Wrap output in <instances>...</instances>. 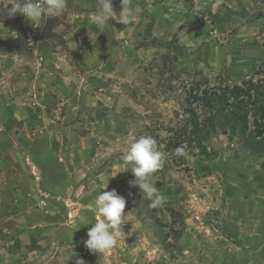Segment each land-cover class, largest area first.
Instances as JSON below:
<instances>
[{"label": "rangeland", "instance_id": "1", "mask_svg": "<svg viewBox=\"0 0 264 264\" xmlns=\"http://www.w3.org/2000/svg\"><path fill=\"white\" fill-rule=\"evenodd\" d=\"M192 3L133 0L141 9L134 23L110 18L108 27H88L87 33L77 25L95 23L83 22L78 9L94 12L97 0H66L61 15L38 27L24 16L16 22L21 34L34 30L39 41L18 51L45 68L47 93L67 107L64 125L55 120L42 132L50 144L46 151L69 170V191L54 200L57 217L32 234L14 219H0V264H264V151L252 153L240 136L221 132L204 141L208 157L187 139L180 146L185 155L166 151L186 124L192 82L202 89L260 78L264 0ZM112 8L118 15L120 0H112ZM47 22L50 36L43 39ZM66 34L87 46L69 47ZM46 44L69 61L66 75L44 65ZM141 136L153 137L164 153L154 186L166 199L156 209L131 183V170L124 171L122 157ZM113 189L127 201L123 234L99 255L83 243L95 222L86 206Z\"/></svg>", "mask_w": 264, "mask_h": 264}, {"label": "crops", "instance_id": "2", "mask_svg": "<svg viewBox=\"0 0 264 264\" xmlns=\"http://www.w3.org/2000/svg\"><path fill=\"white\" fill-rule=\"evenodd\" d=\"M12 3L13 0H0V11ZM79 8L77 15L83 22L92 20L93 11ZM77 26L80 33L89 32L88 27L95 32L97 27L95 24ZM52 32L57 34L55 30ZM16 38L15 31L0 23V137L3 138L0 141V219L3 223L14 219L18 222L17 227L32 234L31 230L46 227L57 217L59 209L54 200L58 202L62 199L60 193L69 191V182L65 179L69 170L61 164L60 158H54L53 153L46 151L50 144H47L46 133L42 132L55 120L63 126L67 116H63L62 111L67 107L55 104V97L46 91L50 75L44 73L41 64L31 61L14 47ZM62 38L68 40L66 45L69 47L72 44L79 48L87 46L81 43L80 37L73 43L67 34ZM42 52L48 69H62L66 75V70L71 67L65 56L51 51L47 44ZM10 143L17 145L15 151ZM41 200L46 204V211L38 207Z\"/></svg>", "mask_w": 264, "mask_h": 264}, {"label": "clouds", "instance_id": "3", "mask_svg": "<svg viewBox=\"0 0 264 264\" xmlns=\"http://www.w3.org/2000/svg\"><path fill=\"white\" fill-rule=\"evenodd\" d=\"M120 7L121 11L117 15L112 8V0H97L96 11L92 13L93 22L100 28H106L109 19L112 18L122 25H130L141 12L139 6H133V0H120ZM65 8L66 0H13L8 8V16L20 14L33 27H38L46 17L56 18ZM174 152L177 156L185 155L183 147L176 148ZM122 159L125 165L124 171L130 169L135 177L131 183L138 186L144 197L150 201L149 208L162 207L166 197L154 186V174L164 166V153L157 150L156 140L151 136H141L130 144ZM106 187L107 183L103 189ZM126 203L125 198L113 189L101 191L94 203L86 206V209L95 216V222L89 223L93 226L86 233L87 239L83 242L86 249L100 255L115 248L118 238L123 234ZM77 264L84 262L78 260Z\"/></svg>", "mask_w": 264, "mask_h": 264}, {"label": "trees", "instance_id": "4", "mask_svg": "<svg viewBox=\"0 0 264 264\" xmlns=\"http://www.w3.org/2000/svg\"><path fill=\"white\" fill-rule=\"evenodd\" d=\"M184 1L186 4H193L192 0ZM10 6L7 5L6 9H3L4 11L0 15V23L5 24L9 30L18 34L14 41V47L21 50L24 47L23 45H26V38L15 24L22 15L8 16ZM51 27V22H47V25L41 31L43 39L50 36ZM36 40L35 33L33 45ZM255 75H259L260 78L241 80L239 84L230 87H204L200 89L199 82H192L185 100L187 103L184 110L186 124L178 130L177 139L167 142L166 151L175 155L174 150L183 144L184 139H187L189 143L194 144L193 146L198 149L201 155L208 157L209 154L204 146V141L210 134L221 132L229 136H240L244 146L252 153L263 152L264 59L261 61ZM195 105L201 108L200 113L197 107H193Z\"/></svg>", "mask_w": 264, "mask_h": 264}, {"label": "built area", "instance_id": "5", "mask_svg": "<svg viewBox=\"0 0 264 264\" xmlns=\"http://www.w3.org/2000/svg\"><path fill=\"white\" fill-rule=\"evenodd\" d=\"M34 37H35V31H30V32H27L25 34V38H26V45L27 47H32L33 46V42H34ZM45 202L44 201H39L38 203V207L41 209V208H44L45 207Z\"/></svg>", "mask_w": 264, "mask_h": 264}]
</instances>
